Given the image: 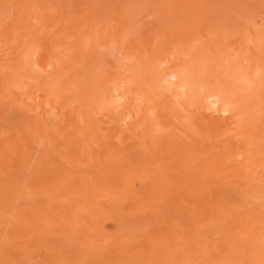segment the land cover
Returning a JSON list of instances; mask_svg holds the SVG:
<instances>
[{
	"label": "rangeland",
	"instance_id": "374dc122",
	"mask_svg": "<svg viewBox=\"0 0 264 264\" xmlns=\"http://www.w3.org/2000/svg\"><path fill=\"white\" fill-rule=\"evenodd\" d=\"M0 264H264V0H0Z\"/></svg>",
	"mask_w": 264,
	"mask_h": 264
},
{
	"label": "bare ground",
	"instance_id": "6f19581e",
	"mask_svg": "<svg viewBox=\"0 0 264 264\" xmlns=\"http://www.w3.org/2000/svg\"><path fill=\"white\" fill-rule=\"evenodd\" d=\"M211 95L209 94L207 97H210ZM212 102H214V103H219L220 105H222L221 103H220V100L218 99V98H215ZM224 109H222V111H223ZM225 110H227V108H225ZM240 153V152H239Z\"/></svg>",
	"mask_w": 264,
	"mask_h": 264
}]
</instances>
